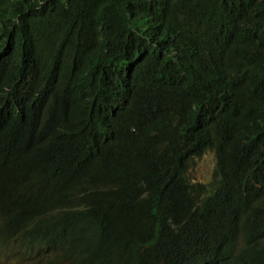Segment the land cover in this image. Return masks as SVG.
Returning a JSON list of instances; mask_svg holds the SVG:
<instances>
[{
	"label": "trees",
	"instance_id": "obj_1",
	"mask_svg": "<svg viewBox=\"0 0 264 264\" xmlns=\"http://www.w3.org/2000/svg\"><path fill=\"white\" fill-rule=\"evenodd\" d=\"M0 264H264V0H0Z\"/></svg>",
	"mask_w": 264,
	"mask_h": 264
},
{
	"label": "rangeland",
	"instance_id": "obj_2",
	"mask_svg": "<svg viewBox=\"0 0 264 264\" xmlns=\"http://www.w3.org/2000/svg\"><path fill=\"white\" fill-rule=\"evenodd\" d=\"M214 170V157L212 152H206L199 158H193L188 169V178L194 183L209 181Z\"/></svg>",
	"mask_w": 264,
	"mask_h": 264
},
{
	"label": "bare ground",
	"instance_id": "obj_3",
	"mask_svg": "<svg viewBox=\"0 0 264 264\" xmlns=\"http://www.w3.org/2000/svg\"><path fill=\"white\" fill-rule=\"evenodd\" d=\"M251 12V11H250ZM252 14V13H251ZM13 15V14H12ZM17 15V14H16ZM57 17H59V16H57ZM18 19V18H17ZM38 19H40V18H38ZM49 19V18H48ZM41 21V20H40ZM39 21V22H40ZM9 24V23H8ZM61 24V23H60ZM15 25V24H14ZM17 26V25H16ZM50 26V25H49ZM19 27V26H18ZM15 29H17V28H15ZM60 29V28H59ZM43 29H41V31H42ZM43 32V31H42ZM41 33V32H40ZM17 34V33H16ZM19 36V35H18ZM16 38H17V36H16ZM19 38V37H18ZM17 40H20V39H17Z\"/></svg>",
	"mask_w": 264,
	"mask_h": 264
}]
</instances>
